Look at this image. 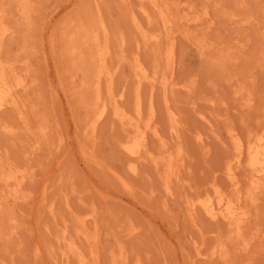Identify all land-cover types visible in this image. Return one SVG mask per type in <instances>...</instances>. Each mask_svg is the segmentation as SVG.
Instances as JSON below:
<instances>
[{
    "label": "rangeland",
    "instance_id": "1",
    "mask_svg": "<svg viewBox=\"0 0 264 264\" xmlns=\"http://www.w3.org/2000/svg\"><path fill=\"white\" fill-rule=\"evenodd\" d=\"M129 1L26 0L25 15L19 0H0V30H10L0 60L10 84L16 78L25 84L14 103L0 109V176L14 168L28 176L17 201L5 200L0 181V264H80L77 254L64 255L70 243L89 264H264V188L244 200L250 222L239 237L226 222L210 221L200 208L190 216L187 208L188 200L214 196L217 188L235 193L227 178L235 139L246 145L264 125V0H172L180 11L172 9L171 69L166 52L172 41L162 35L160 44L146 43L133 24L136 17L156 33L159 15L148 0ZM193 15L198 23L185 21ZM101 22L109 32L115 93L123 95L121 106L130 115L136 59L150 75L169 77L166 90L158 79L144 81L141 95L142 123L153 105L158 132H148L147 156L161 154L163 144L172 153L183 150L180 179L170 194L164 169L150 159L136 163L137 173L130 171L121 148L132 132L128 125L110 113L94 137L88 132L95 66L85 58L94 48L81 46L85 62H79L68 42L80 27L99 30L103 39ZM235 167L246 189V164Z\"/></svg>",
    "mask_w": 264,
    "mask_h": 264
},
{
    "label": "bare ground",
    "instance_id": "2",
    "mask_svg": "<svg viewBox=\"0 0 264 264\" xmlns=\"http://www.w3.org/2000/svg\"><path fill=\"white\" fill-rule=\"evenodd\" d=\"M19 1L22 3V7H21L22 13L25 15L28 14L29 9H28L26 0H19ZM122 1H125V2L128 1V3L129 2L131 3V1L129 0H122ZM148 1L151 4L152 9L155 12H157L156 14L159 15V19L162 23V25L159 24L160 26H162L159 29L160 31L162 28L161 33L159 31H158L159 33L158 32L149 33L148 30L143 27V25L141 24V21L137 20L136 17H133L134 15L133 14L131 16L134 18L133 19V24L135 26L134 28L138 30L137 32L140 33L139 35H141V37L144 39L146 43H151V44L155 43L158 45L161 43V40L163 39L162 35L163 36L165 35L167 39L172 41L170 48L168 46L169 51L166 52L167 59L169 61L168 66L170 65L169 68L171 69L173 66V58H174V50H175L174 49V39H175L174 36L176 33L174 30L175 28L174 26L177 20L175 17L177 14L173 16L174 12L172 13V9L178 10V7H179L178 3L176 2L175 4V2L172 0H171L172 4H169L170 2L169 0H148ZM172 6H175V8H172ZM180 6L182 7V5ZM178 11H180V7ZM142 12H144V14H146L148 16V19L151 21L153 16L152 17L151 15L149 16L148 14L149 12L147 13V11L144 8ZM184 12L185 11H183V13ZM190 15H187V16H190ZM185 16L186 15H184L183 17ZM194 16L195 18L193 19H189L187 17L188 19L185 21L188 23H194V24H196V22L198 23L200 18L196 17V15H193L192 17ZM181 20L183 19L181 18ZM181 20L179 21L181 22ZM151 23L149 24L151 25ZM99 29L103 33V36H104L103 39L100 38L101 36L99 34V30L80 27L77 29L76 33L70 34L69 42H68L69 52L75 61L82 62L84 53H82L83 51H81V46L89 45L91 48L93 47L94 49H96V50L93 49L94 52L91 49L92 51L91 55L89 52L90 59H88L89 56L88 58H85L89 60L90 63L92 62L91 65L89 64L90 67L95 66L93 67L94 69L91 67L92 71H95L94 72L95 74H93L94 76L91 73V76L94 77V79L92 82H90L93 85V87L91 85V88H93V91H94L93 92L94 100L91 105L92 117L89 116L90 118L88 119L90 120L88 132L92 137H94L98 129V125L101 123L102 120H104L107 114L109 115L110 113H112V115L116 119H118L122 124L128 125L127 127H130L132 132H130L129 134L127 132L128 134L126 136L127 139L126 141L121 143L122 145L121 148L123 149L125 154H127V156L129 157L131 161L130 166H129L130 171L133 173H137L138 168H137L136 163L141 160L150 159V161L154 164L155 167L159 169L162 167L164 169L163 182H164V186H165L167 193L170 194L171 193V183L176 179L178 181L180 179L179 173H180V167L182 166V163H183V150L182 148L179 147L180 149L178 148L179 149L177 150L178 152L172 153L169 149H165L166 144H163L164 151H162L161 154H159L158 156H152V155L147 156L148 146H149L148 145L149 143L148 142V138H149L148 132L152 130L153 132L151 134H153L156 137H158V132L155 128L152 127V122H153V118L155 114L153 105H151L152 107H151L150 118H148V121L145 124L142 123L143 101H142V95H141V85L144 81L154 82L156 81V79H158L160 84L166 90L170 84L169 77L165 75V73L161 77H158L157 72H155L153 76L150 75L148 69L144 66L141 60L136 59V64L134 65L135 78L137 79V84H138L137 91H136V105H135L134 116L130 115V113H128L121 106L120 100L123 98V95L122 94L117 95L115 93V88L113 84V76L111 75V72L107 65L108 56L110 54L109 32L103 22H101ZM9 31L10 30L8 29H4L3 31L0 30V49L2 46L3 39L5 36L9 34L8 33ZM200 44L198 45H200L201 48H204V46L202 47V45H205V44H203V42ZM199 51L201 52L200 49ZM159 54H160V51H159ZM165 58H166V55H165ZM85 59H83V62H85ZM167 71L169 70L167 69ZM104 80L107 83L105 91L103 89ZM15 81H16L15 84L13 83L10 84L11 81L9 82L7 78V70L3 64V61L0 60V109L3 108L7 104H13L14 95H15L14 93L17 91L18 88L25 87L24 81H20L17 78ZM172 114L170 115L171 116L170 122L172 126L171 130L173 133L177 134L178 123L174 118L175 115L173 116ZM249 139L250 140L247 141L248 143L246 142V145H244L245 143L243 144V142H241L238 138L235 139L236 150H237L236 151L237 153L235 152L236 153L235 164L230 165V162H234L232 161L234 159H232L229 162L230 168H228V171H227V175H228L227 178L229 177L228 179H230L235 193L234 194L231 193L232 194L231 195L217 188L215 190L214 196H208L204 199H201L198 202H193V201L191 202L190 200H188L187 202V208H188V212L190 216H193L194 213L197 211V209L200 208L210 221L214 223H218L220 221L226 222L230 226L231 234H233L234 237L235 236L239 237L243 235L244 229L247 227V224L250 222L249 212L251 211L247 210L246 205H244V200L254 199L255 196L260 191H262L264 188V125L257 133H255ZM243 162L246 164L247 170L249 172L248 180L246 182L247 183L246 189H244V185L238 179L236 175V167H235V166L242 165ZM26 176H27L26 173L22 171V169H19V168L11 169L4 176L2 175L0 176V181L3 183L4 189L6 190L5 200L8 201L9 199H12L14 201H17V200L22 199L21 198V192H23L22 183L26 180L25 179ZM125 187H128V186H125ZM46 190L48 189L46 188ZM3 208L4 207L2 205V202H0V212L3 210ZM53 210L54 209H51V211ZM66 233H67V230H65L62 233L64 235L63 236L64 240L67 239ZM75 245L74 243H70L68 252H66L64 255L67 256L69 252H71V254L72 253L77 254L79 256L78 258H79L80 264H89L86 261L84 255L79 253ZM250 245H251L250 243L245 244L244 250L249 249L248 247H250ZM197 248H198L197 253L199 252L198 253L199 257L201 256V258L203 257L205 258L206 256L204 253L201 252V250L199 249V246Z\"/></svg>",
    "mask_w": 264,
    "mask_h": 264
}]
</instances>
